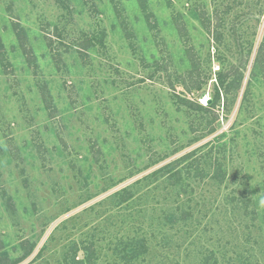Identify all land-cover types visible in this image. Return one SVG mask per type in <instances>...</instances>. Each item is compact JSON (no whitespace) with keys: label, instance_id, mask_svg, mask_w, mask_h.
<instances>
[{"label":"rangeland","instance_id":"1","mask_svg":"<svg viewBox=\"0 0 264 264\" xmlns=\"http://www.w3.org/2000/svg\"><path fill=\"white\" fill-rule=\"evenodd\" d=\"M261 199L264 0H0V264H264Z\"/></svg>","mask_w":264,"mask_h":264},{"label":"trees","instance_id":"2","mask_svg":"<svg viewBox=\"0 0 264 264\" xmlns=\"http://www.w3.org/2000/svg\"><path fill=\"white\" fill-rule=\"evenodd\" d=\"M17 36H18V34H17ZM18 39H19V36H18ZM219 80H220V78H219ZM217 98H219V94H218V92L216 91L215 98L213 99L211 105L214 104V101H215ZM211 105H210V106H211ZM200 107H201L202 109H208L207 107H206V108H203L202 106H200Z\"/></svg>","mask_w":264,"mask_h":264},{"label":"clouds","instance_id":"3","mask_svg":"<svg viewBox=\"0 0 264 264\" xmlns=\"http://www.w3.org/2000/svg\"><path fill=\"white\" fill-rule=\"evenodd\" d=\"M260 203H261L262 205H264V199H261Z\"/></svg>","mask_w":264,"mask_h":264}]
</instances>
